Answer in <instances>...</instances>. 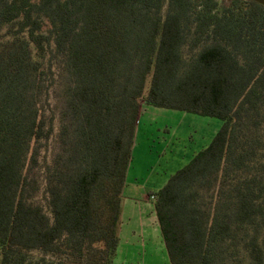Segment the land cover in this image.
<instances>
[{
	"label": "trees",
	"instance_id": "16d2710c",
	"mask_svg": "<svg viewBox=\"0 0 264 264\" xmlns=\"http://www.w3.org/2000/svg\"><path fill=\"white\" fill-rule=\"evenodd\" d=\"M0 34V264H114L142 106L221 121L149 193L169 263L264 264L263 7L0 0Z\"/></svg>",
	"mask_w": 264,
	"mask_h": 264
},
{
	"label": "rangeland",
	"instance_id": "374dc122",
	"mask_svg": "<svg viewBox=\"0 0 264 264\" xmlns=\"http://www.w3.org/2000/svg\"><path fill=\"white\" fill-rule=\"evenodd\" d=\"M2 32L4 33V30ZM0 37H2V34H0ZM45 65L47 69V63ZM49 102L51 106L46 111L47 115L50 116L52 114L51 110H54V100L52 97L49 98ZM140 113L136 129L137 132L134 137V147L131 152L129 179L134 178L140 186L147 184L148 187L146 188L145 194L149 197V193L156 192L162 188L172 175L187 165L194 155L212 141L216 132L221 127V121L215 118L202 117L175 110L153 108L150 106H142ZM53 123L54 131L52 138L47 143L41 144L38 156L39 166H44L49 163L56 152L54 136L57 133L59 125L57 116H55ZM37 172L40 192L36 195L35 200H38L45 207L42 168L38 169ZM202 187L204 188L201 190L202 194L198 202L200 205L206 206L210 202L212 203L211 197L212 195L214 196L215 186L209 189H206L207 185ZM129 189L126 190L125 197L129 196ZM150 216L151 214L148 211L143 216L146 219L143 223L146 231L143 236L145 239V248L143 244L139 243L141 239L138 240L139 242L125 239L124 236L121 239V229L119 228L120 242L117 256H115L116 264L165 263L161 261L163 256L166 255V252L161 244L158 243L160 230L156 228V234L155 232H151L155 227V223L153 219L150 220ZM138 225V217H135L126 226L135 229ZM146 227L150 231L146 230ZM136 236H139L137 232ZM143 238L142 240H144Z\"/></svg>",
	"mask_w": 264,
	"mask_h": 264
},
{
	"label": "crops",
	"instance_id": "0c3cea01",
	"mask_svg": "<svg viewBox=\"0 0 264 264\" xmlns=\"http://www.w3.org/2000/svg\"><path fill=\"white\" fill-rule=\"evenodd\" d=\"M136 132H137V130H136ZM133 147H134V142H133ZM128 168L129 169H128V172L126 173V178H125V186H124L123 193H122L121 227H120L121 239L123 238V236L125 237V239H130V240L138 241L141 239V242H139V241L138 242L140 244H143L144 248H145V239L143 238V236L145 235L146 231H145V226L143 223L146 219L143 218L144 213L146 211L150 212V214H151L150 220L153 219V222L155 223V227L153 228V231H151L152 233L155 232V234H156V232H157L156 228L159 229V226H158V222L156 219L153 202L145 194L146 188L148 187L147 184H142L140 186V184H138V181L135 180L134 178L129 179V177H130L129 173L131 170V166L129 165ZM128 188H130L128 191L129 196L125 197L124 194H126V190ZM124 197H125V199H124ZM135 217L136 218L138 217V224L139 225L137 227H135V229L134 228H128V226H126V225L128 224V222H132L135 219ZM133 227H134V225H133ZM146 230H148V227H146ZM135 231L137 232V235L139 234V236H136ZM148 231H150V230H148ZM159 237H160V239H158V241H159L158 243L161 244V246L165 250V246L163 243L161 233H160ZM142 238L144 240H142ZM119 242H120V240H119ZM139 243H138V245H139ZM118 248H119V244H118L117 250H118ZM165 252H166V250H165ZM116 254H117V252H116ZM165 254H166L165 255L166 257L163 256L161 262H165L164 264H170L168 256H167V252ZM144 258H145V256H144ZM143 262H145V261H143ZM116 263H117V261H116V259H114V264H116ZM158 263L160 264V262H158Z\"/></svg>",
	"mask_w": 264,
	"mask_h": 264
},
{
	"label": "water",
	"instance_id": "95a60500",
	"mask_svg": "<svg viewBox=\"0 0 264 264\" xmlns=\"http://www.w3.org/2000/svg\"><path fill=\"white\" fill-rule=\"evenodd\" d=\"M226 3L231 2L232 0H224ZM245 1H252L258 5H260L261 7L264 8V0H245Z\"/></svg>",
	"mask_w": 264,
	"mask_h": 264
},
{
	"label": "built area",
	"instance_id": "2783aa9c",
	"mask_svg": "<svg viewBox=\"0 0 264 264\" xmlns=\"http://www.w3.org/2000/svg\"><path fill=\"white\" fill-rule=\"evenodd\" d=\"M150 200L152 201L153 200V197H150Z\"/></svg>",
	"mask_w": 264,
	"mask_h": 264
}]
</instances>
